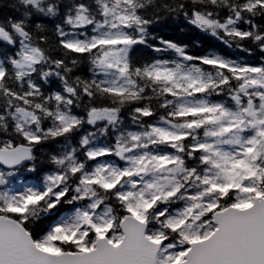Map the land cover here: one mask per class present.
I'll list each match as a JSON object with an SVG mask.
<instances>
[{
  "label": "snow or ice",
  "instance_id": "snow-or-ice-1",
  "mask_svg": "<svg viewBox=\"0 0 264 264\" xmlns=\"http://www.w3.org/2000/svg\"><path fill=\"white\" fill-rule=\"evenodd\" d=\"M9 6L0 264H264V0Z\"/></svg>",
  "mask_w": 264,
  "mask_h": 264
},
{
  "label": "trees",
  "instance_id": "trees-1",
  "mask_svg": "<svg viewBox=\"0 0 264 264\" xmlns=\"http://www.w3.org/2000/svg\"><path fill=\"white\" fill-rule=\"evenodd\" d=\"M13 2L14 0H0V5H3V7H0V17H5L9 15L16 16L19 14L18 12L13 11L12 8L9 6ZM157 31L161 35H164L166 38H173L190 44L196 43L197 45H203V47L197 46L196 48H193L194 53L202 52L204 48H207L210 44L215 43L214 41H209L197 33L191 32L183 25H176L165 22L158 26ZM219 47H221V49L223 50L222 46ZM236 55L241 56L251 62H257L261 58H264V54L260 53L259 50L255 48H253V54L251 56L243 52H238L236 53Z\"/></svg>",
  "mask_w": 264,
  "mask_h": 264
}]
</instances>
